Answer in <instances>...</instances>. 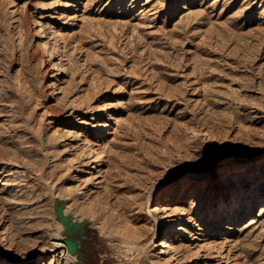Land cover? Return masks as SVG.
I'll return each mask as SVG.
<instances>
[{
    "label": "rangeland",
    "instance_id": "1",
    "mask_svg": "<svg viewBox=\"0 0 264 264\" xmlns=\"http://www.w3.org/2000/svg\"><path fill=\"white\" fill-rule=\"evenodd\" d=\"M257 186L264 0H0V263L264 264ZM57 198L88 220L83 260ZM178 203L186 231L165 225Z\"/></svg>",
    "mask_w": 264,
    "mask_h": 264
},
{
    "label": "bare ground",
    "instance_id": "2",
    "mask_svg": "<svg viewBox=\"0 0 264 264\" xmlns=\"http://www.w3.org/2000/svg\"><path fill=\"white\" fill-rule=\"evenodd\" d=\"M32 21H33V18L31 17V15L29 14V12L27 14H25V16L22 18V25L25 29V31H27V33L31 36H35L36 34V28H34L32 26ZM45 45L46 43L43 42L42 43V47L43 49L45 48ZM41 46L37 43V42H32V44L30 46H28L26 48V50L24 51V56L26 57V59L29 61V62H42V61H45L46 60V57L44 56V50H42V48H40ZM48 70L45 69L44 71ZM50 105V104H49ZM52 108V107H50ZM98 126L99 128H102V123L99 121L98 123ZM223 175V182L221 184H219V187L220 190H219V195H223L224 196H228L231 191H232V188H231V185L234 183V182H237V179H236V176L234 174V171L232 170H225L224 173H222ZM240 183V182H239ZM231 189V190H230ZM263 186H257L256 187V195H260L262 196L264 193H263ZM180 192V191H179ZM184 190H181V196L184 195ZM218 192V190H217ZM176 193V188L174 190H170L169 192V197L168 199H172L174 197ZM198 193H200L198 191ZM186 195V194H185ZM161 197H163V195H161ZM199 197H203V196H199ZM197 202H195L196 204ZM254 203H255V200H251L250 204H249V209H253V206H254ZM223 207V206H222ZM241 207L240 206V211L237 212V215H235V213H228L227 215H225V219L226 221H230L232 219H237V220H240L241 218V213H242V210H241ZM186 210V207L183 206L182 203H178L175 208H174V211H176L175 213H181L180 215V221L176 222L175 220L177 218H173L172 217V221H170L169 223L165 224L169 229L172 228L174 225H175V230L177 229L178 231H186L187 228H186V225L184 223H181L182 220L186 219L187 217L185 216L186 214L184 213ZM206 223L209 224V223H216V222H219L215 217H205L203 220H206ZM197 220H195V226L194 227H198L199 228V225L197 222ZM174 222H176L177 224H174ZM234 222V221H233ZM219 226L223 228V230H225V232H229V231H232V225H228V224H224V223H219ZM171 232V231H170ZM168 233V238L165 240V241H162L163 244H161L163 247L165 246L166 250H171L174 245H173V242L170 244V239H171V233ZM193 233H197L196 231L193 232ZM196 235V234H194ZM178 236H175L174 238H172V240H174L175 238H177ZM53 244H56V245H62L61 243H59V241H54ZM64 253H66V256L68 257H71V254L69 253L68 250H65ZM0 264H14L13 262H8V261H2ZM41 264H44L43 261H41Z\"/></svg>",
    "mask_w": 264,
    "mask_h": 264
},
{
    "label": "water",
    "instance_id": "3",
    "mask_svg": "<svg viewBox=\"0 0 264 264\" xmlns=\"http://www.w3.org/2000/svg\"><path fill=\"white\" fill-rule=\"evenodd\" d=\"M63 200L56 199L54 202V214L57 221L62 225V234L65 236L64 243L71 255L83 260L84 254L81 252L82 240L86 239L85 230L88 220H76L70 212H66ZM76 264H79L77 262Z\"/></svg>",
    "mask_w": 264,
    "mask_h": 264
}]
</instances>
